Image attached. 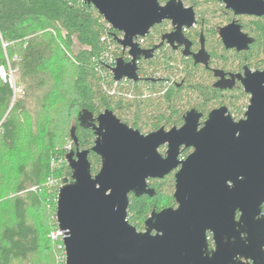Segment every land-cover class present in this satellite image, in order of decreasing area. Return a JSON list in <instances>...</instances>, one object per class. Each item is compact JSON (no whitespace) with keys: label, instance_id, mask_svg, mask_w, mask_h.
Instances as JSON below:
<instances>
[{"label":"water","instance_id":"95a60500","mask_svg":"<svg viewBox=\"0 0 264 264\" xmlns=\"http://www.w3.org/2000/svg\"><path fill=\"white\" fill-rule=\"evenodd\" d=\"M83 1L122 34L118 42L131 61L117 60V82L141 80L138 61L154 50L136 40L170 21L174 31L165 40L172 44L196 23L195 10L181 0ZM216 1L238 16L264 17L263 0ZM220 34L227 49L247 51L253 43L234 23ZM239 80L252 97L247 120L235 122L221 108L199 130L191 111L180 129L145 135L112 111L97 118L91 151L101 158L100 171L93 175L91 151L77 146L67 155L72 177L58 194L66 264H264V71L247 70ZM183 148L194 152L181 159ZM177 170L178 207L154 211L140 232L128 220L130 196H153L149 182Z\"/></svg>","mask_w":264,"mask_h":264},{"label":"trees","instance_id":"16d2710c","mask_svg":"<svg viewBox=\"0 0 264 264\" xmlns=\"http://www.w3.org/2000/svg\"><path fill=\"white\" fill-rule=\"evenodd\" d=\"M195 10L217 59L235 68L246 65L251 70L264 69V18H242L253 44L248 51L238 53L221 48L214 30H208L211 12L222 23L228 20L224 7L217 1L204 0ZM161 28L168 25L157 26L155 35H160ZM118 38L122 34L83 0H0V68L7 72V81L0 77V155L2 160L9 157V164L3 166V181L0 171V264H59L63 244L50 240L48 234L57 227H53L52 216L57 211L59 189L71 179L72 170L69 164L53 168L52 163L76 151L77 146L81 151H91L96 141L94 126L102 113L112 111L145 134L146 128L156 131L162 126H178L186 112L194 108L206 116L212 105L235 100L239 103L246 98L241 88L224 93L215 90L207 70L170 53L140 65V75L146 80L117 82L112 73L116 61L130 60ZM69 66L72 86L67 91ZM10 68L25 86L26 97H42L43 116L47 118L43 125L28 114L24 100L15 103ZM157 77H163L159 84L150 79ZM66 138L72 141L71 150L64 148ZM89 161L96 175L101 158L91 151ZM52 179L60 180L57 186H51L54 191L44 184ZM5 181L11 186L4 189L1 184ZM150 186L153 196H130L128 220L138 230L137 222L145 225L155 209L175 206L173 175L152 180Z\"/></svg>","mask_w":264,"mask_h":264},{"label":"flooded vegetation","instance_id":"af4514ba","mask_svg":"<svg viewBox=\"0 0 264 264\" xmlns=\"http://www.w3.org/2000/svg\"><path fill=\"white\" fill-rule=\"evenodd\" d=\"M169 1H171V0H169ZM181 1L183 2V4L185 5L186 8H193L194 10L196 9V5H198L199 3H204V0H181ZM214 1H216V0H214ZM166 3H161V4L164 5ZM219 3L221 4V6L224 7L225 14H227L229 18L227 21H224L222 23V19L219 17H214L213 16L214 12H211L210 15L208 16L209 20H211V22H210L211 26L208 27V30L209 29L214 30V34H215L214 39H215V41L220 43L221 48L223 47L227 51H234V52H238V53L246 52V51L239 52L236 49H227L222 38H221L220 33H221V30L223 28L234 23V24L239 25L241 27L242 32L249 36V34L244 30L243 24H241L242 18H244V20H246V18L248 19V18L255 17V16H247V15H239L238 16L232 10L227 9L226 5H224L221 2H219ZM212 6H215V5H212ZM195 13H196V23L193 25L192 28H189V29L185 28L183 30V38H180V40H176L172 44H170L167 40H165V37H167L169 34L173 33V31H174V28H173L172 23L170 21L163 22V25L164 24L168 25V28H161L160 29L161 33L159 36L157 34L155 35L154 29L156 27L151 30L150 35L145 38V39H147L148 42H143V44L141 45V48L144 50H148V51H151V50H154V51H152L150 53L151 57L149 59L142 58L141 60L138 61L139 76L141 79L146 80V78H144L140 75V65H142L144 62H151L152 60L156 59L157 57L162 56L164 53L165 54L166 53L173 54L179 60L192 63L193 65L198 66L201 69L207 70L210 73L209 76H210L211 81L213 83L212 87L215 90L224 93V92H232L234 88H241V89H243L244 94L246 96V98L244 100L240 101L239 103L235 102L236 101L235 100V101H232L230 103L228 101H226L224 103H220V105H218V106L212 105L206 116L204 115V113H201L197 109H195V108L192 109L191 111H196L200 117V119H199V130L204 127V124L207 121L210 113L215 111V110L221 109V108H226L228 110L227 115H230L235 122L247 120L246 115H247L249 106L251 104L252 97H251V95L246 93L242 82L239 80V77L240 76L244 77L247 70L252 71V72H257V71H264V69L251 70L246 65L243 66V68L242 67L235 68V67H232V63H230V62H227V64H225V63L223 64L222 63L223 61H220L219 59H217L214 56L213 52L210 50V48L212 46H210L211 44H209L210 39L208 37L209 35H207L208 32L206 31L205 26H202L201 18H199L196 10H195ZM255 18H264V17H255ZM197 31H199V32H197ZM197 33H199V34H198V37L196 38L195 34H197ZM152 37H154V38H152ZM249 37L253 41V38L251 36H249ZM183 42H186L187 46ZM251 45H250V47H251ZM187 47H188V51H187L188 55H186ZM250 47H249V49H250ZM130 61H131V58L129 61H126V62H130ZM150 79L152 81H154V83H156V84H159V83H161V81H163V77L150 78ZM234 103L239 106V108L241 109L240 112H238L235 107L231 106V105H234ZM191 111L186 112V114L182 117V122L178 126H173L171 128H166V127L162 126L160 129L164 128L166 131H170L173 128L180 129L184 125V121H185L186 116ZM156 131H158V130H156ZM145 135H147V134H145ZM164 148H166V151H165V154H162L161 150ZM167 150H168L167 145L160 147L159 148L160 155L165 157ZM193 152H194V149H192V148H190V149L183 148L182 153H181V159H186ZM177 173H178V170L172 172L170 175H173L176 179ZM170 175H168V176H170ZM151 181L149 182V185H150ZM150 188H152V187L150 186ZM175 189H176V186H175ZM174 194H175V190H174ZM174 200H175V198H174ZM175 203H176V201H175ZM177 207H178V204L175 206V209ZM170 208H173V207H170ZM154 211H157V210L155 209ZM157 212H160V211H157Z\"/></svg>","mask_w":264,"mask_h":264},{"label":"rangeland","instance_id":"374dc122","mask_svg":"<svg viewBox=\"0 0 264 264\" xmlns=\"http://www.w3.org/2000/svg\"><path fill=\"white\" fill-rule=\"evenodd\" d=\"M69 68L71 69V72L69 71V69H67V71H66V76H65V84H66V86L68 87V88H66V90L67 91H69L70 89H71V86H72V68L69 66ZM3 70H4V73H0V77L3 79V80H5V78L4 77H6V75H7V72H6V70L3 68ZM9 73H10V79L13 81V82H16L17 83V85H18V87L21 89V91H23V93L22 94H19L17 97H16V100H15V103L17 102V101H19V100H24V102H25V108H26V110H27V112H28V114L34 119V120H39V122L43 125L44 124V120L46 119L47 120V118L45 117V116H43V102H42V95L40 96L41 98H39V94H35L34 96H32V94H30V96H28V97H26V88H25V86H23L22 84H20L19 82H18V79H17V73L12 69V68H10L9 69ZM63 89V88H62ZM37 93H39V92H37ZM45 93V91L43 90V92L41 93V94H44ZM149 94H150V92L148 91V92H146V95H148L149 96ZM67 97H70V95L69 94H67ZM66 100H67V98H66ZM53 101H55V98H54V100ZM66 102H68V100L66 101ZM12 105H13V103H12ZM41 108H42V110H41ZM41 111V112H40ZM131 120V119H130ZM73 125V122H71L70 123V126H72ZM58 126V125H57ZM69 126V127H70ZM63 127H64V125H63ZM154 132L155 130H153V127H151V128H146V130L144 131V133L145 134H149V133H151V132ZM37 142L38 143H40V144H42L43 145V147L45 148V145H44V143H42V142H40V140H37ZM71 143H72V141L70 140V139H68V138H66L65 139V141H64V148H68L69 146H71V149H72V145H71ZM42 145H40L39 146V149H42ZM165 151H166V148H164V149H162L161 150V153L162 154H165ZM0 157H1V159H0V171L2 172V177H3V179H2V181L5 179V174H4V170H6L3 166H4V163L5 164H9V157H6V159L7 160H2V159H4V157L3 156H1L0 155ZM59 181L60 180H58V179H55V180H49L48 181V183L46 184V183H44L45 184V188L47 189V190H51V191H54V190H56L54 187H51V186H57L58 184H59ZM1 185H3V187L2 188H4L5 189V186H8V187H10L11 185H7V181H5V182H2V184ZM63 186V184L61 185V187ZM60 187V188H61ZM54 188V189H53ZM14 196V195H13ZM177 204L175 203V206H176ZM175 206H172L171 205V207H173V208H175ZM46 210H48L47 208H46ZM3 213V212H2ZM1 213V214H2ZM47 213H48V211H47ZM5 214H6V216L8 215V212H5ZM56 214H57V211H56V213H54V215L52 216V219H53V227L55 226V224H57V219H56ZM2 219H4L3 217H2ZM137 224H140V226H139V231L140 232H143V231H145V225L141 222H137ZM52 227V228H53ZM55 228V227H54ZM54 228H53V230H54ZM53 230L51 229V231H50V233L48 234V238L50 239V240H53L52 239V237H51V234H52V232H53ZM61 258H62V253L61 254H59V264H60V262H61ZM47 264V263H46Z\"/></svg>","mask_w":264,"mask_h":264},{"label":"built area","instance_id":"2783aa9c","mask_svg":"<svg viewBox=\"0 0 264 264\" xmlns=\"http://www.w3.org/2000/svg\"><path fill=\"white\" fill-rule=\"evenodd\" d=\"M110 25V24H109ZM111 26V25H110ZM144 39L145 38H139L138 40H136V42L141 46L144 42ZM117 63V61H116ZM115 63V65H116ZM0 73H4V70L3 68H0ZM5 78V81H7V75ZM9 83L11 85V87L13 88L14 90V95H15V98L19 95V94H22L23 91H21V89L18 87L17 83L16 82H13L11 79H9ZM67 150H71V146H69L67 148ZM64 164H68V160H67V156L64 157V158H61L59 159V161H56V162H53L52 163V166L53 168L54 167H60V166H63ZM34 190V189H33ZM60 190V189H59ZM51 237L53 239V241H59L63 244V238H64V234L63 232L59 229L58 227V224H57V227L53 230L52 234H51ZM63 248V253H62V258H61V263L63 264H66V252H65V248H64V244L62 246Z\"/></svg>","mask_w":264,"mask_h":264}]
</instances>
